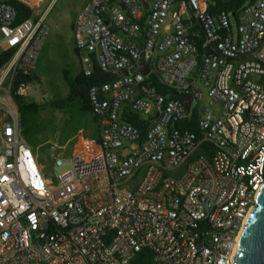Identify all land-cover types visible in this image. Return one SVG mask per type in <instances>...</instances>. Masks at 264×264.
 <instances>
[{
  "label": "built area",
  "instance_id": "built-area-1",
  "mask_svg": "<svg viewBox=\"0 0 264 264\" xmlns=\"http://www.w3.org/2000/svg\"><path fill=\"white\" fill-rule=\"evenodd\" d=\"M15 1L33 16L18 23L0 0V55L11 53L0 68V264H132L146 249L153 264H234L264 188V0L235 19L211 14L209 0H86L72 29L82 72L94 59L116 79L88 93L99 139L78 131L55 146L53 167H70L55 184L14 101L31 96L48 10ZM142 63L147 76L133 72ZM150 74L191 97L190 111L146 84ZM196 107L201 138L176 127Z\"/></svg>",
  "mask_w": 264,
  "mask_h": 264
},
{
  "label": "trees",
  "instance_id": "trees-1",
  "mask_svg": "<svg viewBox=\"0 0 264 264\" xmlns=\"http://www.w3.org/2000/svg\"><path fill=\"white\" fill-rule=\"evenodd\" d=\"M12 4L17 12V22H22L33 16V12L24 5L16 2L15 0H4ZM253 0H209V11L211 14H217L219 12H226L230 14L234 19L238 16L241 9ZM73 25H71V30ZM74 53L79 57V54L75 48ZM11 53L5 52L0 55V68L7 63L10 59ZM35 73L26 79L31 84L35 79ZM61 79L66 87V94L58 99L52 101H46L43 103L29 102L27 99L15 98L14 101L18 107L19 125L22 128V136L27 144L32 148L43 147L47 151L50 150L49 146H44L45 137L44 134L48 131L46 124H41L40 120L42 115L46 111H60L63 115L71 117L73 112V105L75 102L81 103V113L88 116H92L90 108L89 90L94 87H101L104 84L113 82L116 79L115 75L103 73L98 67L97 63L93 59L92 71L90 76H85L82 71L73 74L69 69L63 68L61 70ZM146 84L155 89L158 93L164 95L167 98H172L170 93L172 90L164 85L160 84L158 79L150 74L146 78ZM199 118L198 108H193L190 117L187 121L177 124V128L183 131H189L197 134L198 138H201L200 133L197 131V121ZM122 119L137 128L143 130L144 123L140 120V117L130 112H124ZM97 122V120L95 119ZM147 125V123H146ZM50 130V129H49ZM53 132L52 130H50ZM69 137V136H68ZM65 138V139H68ZM98 140V136L95 138ZM207 147L203 145L197 154H203L209 158L210 153L204 151ZM44 176H46L44 174ZM132 264H153L152 254L149 250H142L135 255Z\"/></svg>",
  "mask_w": 264,
  "mask_h": 264
},
{
  "label": "rangeland",
  "instance_id": "rangeland-1",
  "mask_svg": "<svg viewBox=\"0 0 264 264\" xmlns=\"http://www.w3.org/2000/svg\"><path fill=\"white\" fill-rule=\"evenodd\" d=\"M52 0H44L40 9H34V15L40 13L48 6ZM80 0H53L48 8L46 22L50 28V35L44 44L40 56L36 63V77L30 84L31 96L29 102L43 103L63 97L66 94V87L61 79V70L69 69L73 74L77 72L75 68L76 57L72 49L71 22L75 17V10ZM50 111L43 113L40 123L46 124L49 129L44 134L45 144H57L59 147L65 145L68 136L78 127L79 114L72 112V116L63 115L66 120L62 125H51L45 121ZM59 113H61L59 111ZM62 114V113H61ZM58 137L57 139H55ZM32 149V148H31ZM36 161L41 167V171L47 178L55 184V178L62 176L69 171L70 167L65 164L60 168H54V155L46 148L37 147L32 149ZM57 150L55 154L59 153ZM68 152V151H66ZM64 152L62 159L67 157Z\"/></svg>",
  "mask_w": 264,
  "mask_h": 264
},
{
  "label": "water",
  "instance_id": "water-1",
  "mask_svg": "<svg viewBox=\"0 0 264 264\" xmlns=\"http://www.w3.org/2000/svg\"><path fill=\"white\" fill-rule=\"evenodd\" d=\"M120 7L124 10L123 5H120ZM105 24L107 25L108 22L105 21ZM133 72H140L144 76H147L149 68L146 64L142 63ZM125 76H127L126 72L118 75V77ZM170 96L180 100L185 109L190 111L191 97L175 91H172ZM234 264H264V188H262L255 206L247 219L239 247L234 257Z\"/></svg>",
  "mask_w": 264,
  "mask_h": 264
},
{
  "label": "crops",
  "instance_id": "crops-1",
  "mask_svg": "<svg viewBox=\"0 0 264 264\" xmlns=\"http://www.w3.org/2000/svg\"><path fill=\"white\" fill-rule=\"evenodd\" d=\"M53 2V0H52ZM51 2V3H52ZM86 0H80L79 4L77 5L76 7V10H75V14L77 15V13L79 12V10L83 7V5L85 4ZM43 3H44V0H43ZM51 3L45 7V9L48 10V8L50 7ZM41 14V13H40ZM75 15V16H76ZM75 18V17H74ZM74 18L72 19V22H71V25H73V21H74ZM72 31V30H71ZM50 35V34H49ZM49 37V36H48ZM48 39V38H47ZM46 39V41H47ZM46 41L44 42V44L46 43ZM72 49L75 48L74 47V44H73V38H72ZM44 46V45H43ZM74 52V51H73ZM41 53V52H40ZM75 57H76V61H75V68L77 70V72L79 71H82V67H81V62H80V58L77 57V55L74 53ZM40 56V55H39ZM39 58V57H38ZM38 60V59H37ZM37 63V61H36ZM35 73V76L37 75L36 74V65H35V68H34V71ZM76 72V73H77ZM43 116V115H42ZM79 116H81L79 118V122H78V127L77 129L72 132L70 134V136L68 137V139L66 140V142L70 141L74 135L78 132V131H81L83 132L84 136L90 138V139H95L97 136H99V130H98V127H97V122L95 121V118L93 116H88L84 113H80ZM42 119V118H41ZM64 120H66V118L63 116V114L59 113V111H52L47 117H46V120L47 122H49V124L51 125H62L64 124ZM58 137H56L55 139H57ZM65 142V143H66ZM57 144H50V150L49 152L51 154L54 153V149H55V146ZM49 146V145H48Z\"/></svg>",
  "mask_w": 264,
  "mask_h": 264
}]
</instances>
